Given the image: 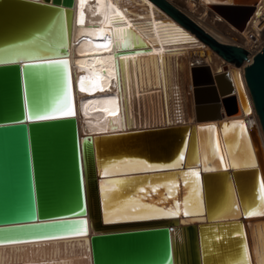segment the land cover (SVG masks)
Segmentation results:
<instances>
[{"label":"water","instance_id":"95a60500","mask_svg":"<svg viewBox=\"0 0 264 264\" xmlns=\"http://www.w3.org/2000/svg\"><path fill=\"white\" fill-rule=\"evenodd\" d=\"M207 1L216 3L235 27L252 10L245 5L247 0H235L242 4L239 7L226 4L231 0ZM73 4L74 0H0V245L88 236L91 226L92 264H259L264 256V215L247 213L264 212L260 199L264 153L237 70L231 74L224 67L215 76L222 109L218 106L214 118L196 126L97 134L82 142L70 59L55 35L64 9L69 15ZM214 18L223 22L222 17ZM180 19L225 60L239 66L247 58L243 47L221 43L185 16ZM245 80L264 136V50L245 68ZM37 113L47 118L28 119ZM242 114L248 118L240 119ZM241 122L247 124L257 165L205 171L216 162L212 158L208 166L204 164V158L208 162L217 150V139L224 145L227 162L231 160L241 131L231 125ZM196 146L201 163L188 164L185 159ZM172 153L175 160L184 156V163L173 170L180 171V191L169 199L162 188L149 193L151 200L169 208L179 198L182 210L190 183L183 175L199 171L204 215L106 221L107 193L100 187L106 178L99 179L104 159L99 158L148 159L164 166L169 163L163 159ZM152 170L159 171L142 175L167 171ZM136 183L129 187L137 189ZM230 184L236 201L221 217L211 218V212L223 206Z\"/></svg>","mask_w":264,"mask_h":264},{"label":"bare ground","instance_id":"6f19581e","mask_svg":"<svg viewBox=\"0 0 264 264\" xmlns=\"http://www.w3.org/2000/svg\"><path fill=\"white\" fill-rule=\"evenodd\" d=\"M121 1L74 0L70 14L66 15L67 8L64 9L56 23L55 35L60 44L65 45L71 63L75 116L81 141L93 139L97 134L121 133L134 128L196 126L216 117L218 106L222 109V97L215 76L225 67L231 74L233 69L237 70L264 153L263 132L245 80V68L264 50V0L245 2L252 10L239 27L229 24L220 14L219 6L207 0H161L171 11L155 0H129L127 5H121ZM226 4L242 5L235 0ZM102 15L109 18L102 19ZM182 15L217 41L243 47L247 58L239 66L225 60L196 31L185 26L180 19ZM214 16L222 17L223 22H215ZM95 34H99L101 42L93 40ZM235 92L237 94V89ZM239 118L248 117L242 114ZM243 126L246 132L240 131L231 160L227 162L224 145L217 139L219 147L214 155L208 162L204 158L207 166L212 158L216 161L212 164L214 167L208 168L220 171L227 167L257 165L251 135L247 124ZM169 156L163 162L175 167L184 163L178 158L175 160L176 153ZM200 157L196 146L185 160L194 165L201 163ZM100 159H104V164L99 170V179L106 178L100 181L103 193H107L103 196L106 221L159 219L174 216L170 213L177 211L179 215L184 211H188L187 216L204 215L200 178L183 175L190 180L183 209L181 205L177 209L176 203L167 208L152 201L149 194L140 193L139 188L180 182V171H173L175 167L166 168L165 173L142 175L159 171L152 169L163 166L148 159L120 162ZM114 181H120L119 189ZM135 181L137 189L129 187ZM230 187H227L223 206L211 212V218L221 217L236 201ZM134 208L136 211L132 210ZM92 233L90 226L88 236L0 245V264H92L89 246ZM172 234L177 236L175 230ZM259 264H264V256Z\"/></svg>","mask_w":264,"mask_h":264},{"label":"snow or ice","instance_id":"6c2138e0","mask_svg":"<svg viewBox=\"0 0 264 264\" xmlns=\"http://www.w3.org/2000/svg\"><path fill=\"white\" fill-rule=\"evenodd\" d=\"M48 63H50V61H48ZM47 117L43 114H40V113H37V115L34 117V116H31L29 115L28 119L32 120V119H46ZM224 127V130H225V133H227L228 131V127L227 125L223 126ZM232 128H237L239 127L242 131V134L244 132H246V129H244V126H243V123H239V124H233L231 125ZM219 147V144L217 143V148ZM184 159V156L183 154H180L178 156V160L179 161H183ZM221 160H224V157L221 156L220 157ZM227 166V165H225ZM233 166H236V165H233ZM149 167H151L149 165ZM163 167L165 168H172V167H175V164H168V165H164ZM214 169H211V168H206L205 171H212ZM104 175L107 176L108 175V172L107 170L104 171ZM185 176H195L197 177V179H199V176H200V173L199 171H191V172H186L185 173ZM114 184H119L120 181H114L113 182ZM184 185H187L188 184V181L185 179L184 180ZM162 188H166L167 189V195H168V198L171 199L172 198V195L174 192H179L180 191V188H181V185L180 183L176 182V181H169L167 184H157L155 186H149L148 188H144V187H140L139 188V192L142 193V194H149V193H157L160 189ZM260 190H261V195H260V199L261 200H264V181H261L260 182ZM195 191V190H194ZM198 194V193H197ZM180 207V204H179V198L177 199L176 201V208L178 209ZM133 211H136V209H132ZM170 214H174V215H179L180 213L177 211V212H174V213H170ZM184 215H189L188 211H184L183 213ZM248 216H254V215H264V212H255V211H249L247 213ZM86 224V222H84Z\"/></svg>","mask_w":264,"mask_h":264}]
</instances>
